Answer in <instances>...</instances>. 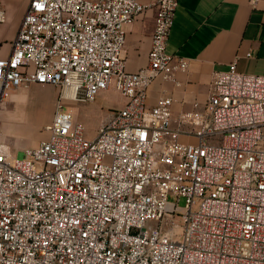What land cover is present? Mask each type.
Wrapping results in <instances>:
<instances>
[{
	"label": "built area",
	"instance_id": "obj_1",
	"mask_svg": "<svg viewBox=\"0 0 264 264\" xmlns=\"http://www.w3.org/2000/svg\"><path fill=\"white\" fill-rule=\"evenodd\" d=\"M27 1L0 105L29 84L82 103L113 87L126 104L89 140L60 103L25 160L0 149V264H264V75L217 72L174 126L173 99L147 98L188 69L167 50L179 0ZM150 8L149 67L130 72L125 27Z\"/></svg>",
	"mask_w": 264,
	"mask_h": 264
},
{
	"label": "crops",
	"instance_id": "obj_2",
	"mask_svg": "<svg viewBox=\"0 0 264 264\" xmlns=\"http://www.w3.org/2000/svg\"><path fill=\"white\" fill-rule=\"evenodd\" d=\"M179 1L167 50L185 58L188 69L176 73L177 83L157 78L147 98L150 107L162 97L173 99L174 126L183 113L204 110L217 72L236 63L241 73L264 75V0H258L255 5L250 3L251 0ZM27 8V0L0 2V9L6 15L0 24L11 20L9 28H0V59L10 56L12 42ZM155 15V8H150L125 27L126 68L130 72L149 67ZM125 104L123 98L119 109Z\"/></svg>",
	"mask_w": 264,
	"mask_h": 264
},
{
	"label": "rangeland",
	"instance_id": "obj_3",
	"mask_svg": "<svg viewBox=\"0 0 264 264\" xmlns=\"http://www.w3.org/2000/svg\"><path fill=\"white\" fill-rule=\"evenodd\" d=\"M3 1L6 0H0ZM10 25L9 19L0 24V28ZM61 95V89L54 85L29 84L11 91L0 105V149L14 153L20 161L25 160L26 149L49 137L47 126L60 103L72 113L73 122L82 125L85 137L95 139L100 127L123 102V97L113 87L100 93L91 103L62 100ZM179 205L184 207L186 199L181 198Z\"/></svg>",
	"mask_w": 264,
	"mask_h": 264
}]
</instances>
